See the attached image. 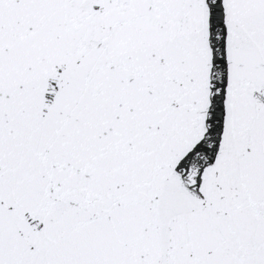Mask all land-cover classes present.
Returning <instances> with one entry per match:
<instances>
[{
	"label": "snow or ice",
	"instance_id": "6c2138e0",
	"mask_svg": "<svg viewBox=\"0 0 264 264\" xmlns=\"http://www.w3.org/2000/svg\"><path fill=\"white\" fill-rule=\"evenodd\" d=\"M0 264H264V0H0Z\"/></svg>",
	"mask_w": 264,
	"mask_h": 264
}]
</instances>
